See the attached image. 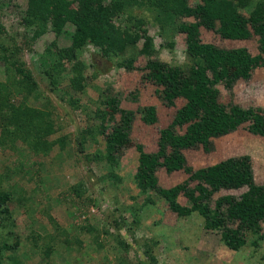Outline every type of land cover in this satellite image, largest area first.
Wrapping results in <instances>:
<instances>
[{
    "label": "trees",
    "instance_id": "16d2710c",
    "mask_svg": "<svg viewBox=\"0 0 264 264\" xmlns=\"http://www.w3.org/2000/svg\"><path fill=\"white\" fill-rule=\"evenodd\" d=\"M256 1V3H254ZM28 6L20 21L24 32L11 34L0 21V62L4 64L6 81H0V148L18 150V142L34 154L48 155L54 146L59 145L65 150L71 136L64 135L50 140L49 137L58 130L55 109L49 105L45 92L24 57V51L32 49L34 43L48 30L49 25L56 35L64 33L69 22L74 25L71 31V43L58 47L53 41L45 47L40 56L41 70L36 71L52 91H60L68 80L73 90L86 92L88 87L86 70L94 67L98 70L96 56L88 64L82 56L88 45L97 49L101 58H107L135 68L137 58L144 55L148 59L149 79L162 86L158 94L168 106H174L177 98H184L172 122L165 127L159 138V149L145 152L138 144L139 165L135 181L142 185L143 191H152L159 199H164L170 208L180 217L191 216L197 212L204 219V228L221 233L222 241L234 250H239L249 242L258 245L263 239L262 222L264 221V184H257L254 178L250 155L231 157L217 164L194 170L188 166L183 149L198 143L207 145L213 137L228 134L243 123L249 125L253 133L264 136V113L261 108H244L237 104L226 105L220 101L222 83L232 87L240 78L248 79L256 66H264V0H202L194 7L188 0H27ZM248 9L246 16L241 9ZM126 15V18H121ZM194 17V22H184L181 17ZM154 21L160 28L165 39L161 47L174 49L175 43L168 42L175 32L187 34L185 60L173 65L161 59H154V39L148 33V24ZM144 25L147 48L139 49L140 38L136 28ZM135 26L131 32V27ZM201 26L215 29L225 38L248 39L253 32L259 36L260 53L252 55L247 48L223 49L213 43L203 42ZM138 48V49H137ZM140 55V56H138ZM122 58H120V57ZM136 60V61H135ZM134 63V64H133ZM133 64V65H132ZM98 67V68H97ZM99 74L94 71L93 77ZM20 94L21 101L17 104L12 96ZM69 95V93H68ZM70 96V95H69ZM102 102L110 106V113L104 109L92 110L85 105L86 113L94 117V123L81 130L76 137L79 151L85 153L87 160L99 162L105 158L111 164V170L102 178L120 183L123 178L115 170L117 164L113 156L115 150L130 145L129 129L132 126L134 112L123 109L112 94L103 91ZM44 98L41 107L30 104L31 99ZM69 99V98H68ZM80 99H71L73 105L81 107ZM99 103V100H98ZM143 119L153 123L158 118L153 106L146 108ZM120 114V119L116 118ZM95 120H98L95 122ZM107 120L113 121L114 130L106 135V150L98 149L95 153L86 152L88 142H97L98 136L104 133ZM108 128V127H107ZM179 128H185L179 132ZM20 166L6 169L5 175L22 173ZM164 166L168 171L185 170L190 180L198 181L190 187L186 180L171 188L158 185L156 172ZM25 167V165L23 166ZM25 172V171H24ZM28 172L32 173V171ZM13 187V186H12ZM247 190L241 198L225 195L217 199L214 208L210 200L213 194L223 188ZM14 188V187H13ZM0 191V228H4L7 204L13 200L16 189ZM82 194L81 186L76 187ZM184 193L192 203L191 207L179 203V196ZM146 203L155 204L156 197L148 195ZM236 223V226L232 224ZM55 221V229H59ZM90 231L92 229L88 228ZM66 232V229H63ZM13 229L7 235L0 236V264H7L5 253L17 247V242L10 244ZM52 247L46 254H51ZM147 264H157L155 255L150 254ZM45 254V255H46Z\"/></svg>",
    "mask_w": 264,
    "mask_h": 264
},
{
    "label": "rangeland",
    "instance_id": "374dc122",
    "mask_svg": "<svg viewBox=\"0 0 264 264\" xmlns=\"http://www.w3.org/2000/svg\"><path fill=\"white\" fill-rule=\"evenodd\" d=\"M188 1L192 7L202 3V0ZM27 6V0H0V21L11 34L19 32L22 36L24 26L20 21ZM241 11L250 16L248 9ZM121 18L125 19L126 15ZM181 20L188 23L196 21L192 16H183ZM134 27H131V32ZM144 27L141 24L135 29L140 35L137 42L139 49L148 46ZM147 28L156 44L153 51L159 49L153 54L154 59L173 65L183 63L187 48L186 33L175 32L170 37L168 42L175 43L170 51L161 47L166 42L160 34L161 28L154 21H150ZM71 31H74V25L68 22L64 33L58 36L49 25L32 49L24 51L28 66L33 69L47 96L46 101L44 98L39 102L31 99L30 104L41 107L44 101H49L55 109L54 118L58 125L57 132L49 139L69 135L71 141L65 150L56 145L48 155L34 154L21 142L17 143L19 149L16 151L0 148V191L13 187L19 191L14 192L17 198L14 196L7 204L9 210L4 216L6 226L0 228V236L7 235L12 228L13 237L9 243L17 242V247L4 252L7 264H147V250L155 255L157 264H264V238H259L256 246L249 242L234 250L222 241L220 232L204 228V219L197 212L180 217L164 199H159L151 190L144 192V187L135 181L140 154L137 145H142L147 153L157 151L162 130L172 122L177 110L186 101L180 97L174 106H168L161 99L158 90L162 86L148 78L146 56L138 55L135 68L130 69L125 64L119 66L118 62L101 58L96 47L88 45L82 58L90 64L95 55L99 74L94 78V71L98 70L88 67L86 92L71 89L68 80L60 91H52L47 81L36 74L42 69L40 56L45 47L53 41L58 47L68 46L72 39ZM201 39L223 49L245 47L252 55L260 53L259 36L255 32L248 39H230L215 29L201 26ZM6 80L4 64L0 62V81ZM218 87L222 103L261 108L264 113V66H256L248 79L240 77L232 87L222 83ZM103 91L115 96L121 108L134 112L129 129L132 143L112 153L117 164L115 172L123 178L120 183L102 180L112 168L110 162L106 158L99 162L87 160L86 154L79 151L76 140L81 130L94 123V117L86 113L85 105L92 110L100 108L110 113V106L101 103ZM72 98H79L82 106L73 105ZM21 99L20 94L12 96V101L17 104ZM149 106L155 108L158 118L153 123L143 119ZM116 118L120 119L119 113ZM251 123L247 121L228 134L213 137L207 145L198 143L183 149L188 166L199 170L231 157L250 155L255 181L263 185L264 136L253 133L249 128ZM106 124L108 128L98 136V141L86 144V152L106 150V135L113 132L118 122L107 120ZM184 129L178 130L182 133ZM20 164L25 165L19 167L23 169L22 173L14 175L12 172L7 178L6 169L12 170ZM156 175L161 188H171L186 180L190 181V187L198 183L190 180V174L183 169L168 171L162 166ZM77 186L82 188L81 195L76 191ZM246 190V187L223 188L213 194L211 207L214 208L217 199L222 196L241 198ZM148 195L156 197L155 204L146 203ZM178 201L183 206H192L184 193L180 194ZM55 221L59 229H55ZM232 224L236 226V223ZM262 227L264 234V221ZM49 246L52 250L47 255Z\"/></svg>",
    "mask_w": 264,
    "mask_h": 264
}]
</instances>
